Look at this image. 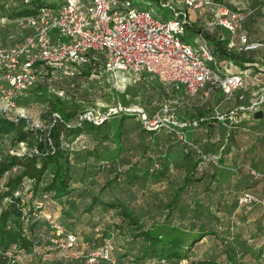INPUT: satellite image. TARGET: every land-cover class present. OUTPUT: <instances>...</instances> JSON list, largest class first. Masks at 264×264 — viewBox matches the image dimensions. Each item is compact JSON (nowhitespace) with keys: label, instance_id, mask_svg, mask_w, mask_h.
<instances>
[{"label":"trees","instance_id":"16d2710c","mask_svg":"<svg viewBox=\"0 0 264 264\" xmlns=\"http://www.w3.org/2000/svg\"><path fill=\"white\" fill-rule=\"evenodd\" d=\"M5 1L7 0H0V18L4 13L3 3ZM19 5L10 12L11 17L35 14L40 7L48 4L41 3L39 0H28L26 3L19 0ZM188 31L193 33L197 30L190 26ZM207 37L210 40L211 47H214L219 54L215 53L218 58L222 56L230 59L243 68L246 65H252L251 63L254 61L252 58H242L237 55L236 51H229L226 48L227 40L224 37L221 38L220 33L207 35ZM83 68L85 70L79 72L90 70L89 65ZM54 74H51V76ZM48 75H50V72L47 70L34 85L41 93L46 92V87L42 86L41 82ZM66 101V98L50 94L49 111L57 114L51 117L49 126L45 130L38 127L29 128L22 117L16 119H7L5 116L0 117V177L6 170L13 168H15L13 172L16 173L11 177H9L10 175L7 177L4 191L0 195L1 253L7 251L11 246H15L13 250L15 253L28 251L40 241L43 225L38 218L39 211H41L42 205L49 201L62 202L63 205L60 208L61 218L70 220V222L66 221L64 224L67 228L61 226V229L63 233L72 232L68 230L71 227V220L79 218L84 213L79 202L82 198L88 197L89 204L85 210L89 211V209L96 206V203H99V207H102L104 211L115 208V214L122 218L127 217V221L135 229V234L131 235L134 243L132 249L135 251L132 257L136 260L140 259V264L151 258L168 261L185 258L192 262L188 258V253L201 239L209 235L227 237L226 234H223L227 230L223 232L222 228L224 217L230 215L236 206H245L238 203V198L241 195L248 193L257 198L261 197L252 192L250 182L247 181H249V175L253 184L258 180H264V178H254L248 167L258 172H262L264 168H257V164L251 161L246 168L236 167L238 176L231 181L234 199L229 201L227 196L229 188L221 186L225 177L224 170L211 164L212 160L208 153L209 144L198 141L199 128L206 127L203 128L206 131L205 139L209 140L211 136L210 129L213 128L210 125L211 123L226 126L229 122L228 119L218 121L213 116L212 108L209 110L194 108L191 120H195L197 123L182 126L181 129L186 130L187 142H183L177 148L174 143L180 140L178 134L173 130L166 129L165 133L159 135V130L146 129L137 118L135 122H131L130 119L135 116L134 113L119 112V117L115 120L110 134L108 133L110 121L107 120L108 118L94 123L86 118L76 117L71 122L69 120L70 113L65 111ZM182 105L186 106V104ZM131 128L136 130L135 133L138 136V141L134 143L138 144L133 145V148L125 146L129 140L127 139V132ZM102 129H106L105 138L110 139L107 146H104L101 150L95 148L93 152L87 150L84 154L72 152V157L69 155V149L66 146V143L70 141L68 137H74L82 131L94 134L95 131L99 132ZM229 134L230 132H227V135ZM161 135L166 136V140L160 139L159 136ZM124 136L127 140L123 141ZM145 137L147 140L143 141ZM8 138L13 145L18 142H26L32 151L23 154H11L8 152L9 147L8 150L3 151L1 146ZM11 144L10 146H12ZM128 144H130V141H128ZM128 148L129 150H127ZM229 151L227 147L223 152L224 154L219 157L218 162L220 165L233 164L230 160L227 162L226 155ZM173 155H181L182 161L174 165L176 170H181L180 174L174 172L172 174L167 170L169 167L168 160ZM155 156L166 159L167 166L164 165V169L150 168ZM132 159H134L133 162H131ZM97 160L101 161L99 165L102 168L109 167V165H113L119 160L124 162L127 165L126 171L128 174L133 179L140 181L142 185L148 181L158 183L160 180L165 179L167 185L164 190V197L154 195L152 199L141 203L133 197L130 198L129 195L126 197L115 196L113 194V184H117L116 179L119 175H105L100 173V169V171L95 169L91 172ZM81 162H84L85 165H81ZM49 168L50 178L43 182V175ZM139 169H142L140 174H138ZM96 171L100 173L99 175L102 178L98 189L94 186L96 181L91 178ZM24 180L27 182L32 181L33 184L31 188L27 189V191H30V198L24 201L28 209L23 213V207L19 204L20 196H15L14 192L22 187ZM107 189L110 190L109 192L113 191L111 192L112 200L103 199L105 197L104 191ZM37 192L39 196L36 201L33 197ZM76 197L79 199L78 202H76ZM6 198H9V201L2 206L1 201ZM43 224H46V222ZM55 235L56 230L47 236L49 245L52 244L50 239ZM239 238H233V240L222 238L221 252L225 253L227 261L233 264L235 261L234 256H237L238 258L234 264H264L259 247L258 249L255 247V242L249 243L244 236L241 239ZM105 239L108 238H103L99 243H102ZM250 245H252V249L249 247ZM221 252L213 251L209 254L210 257H205L197 263L215 264L214 260ZM246 255L249 259L244 260ZM74 259H80L86 263L82 257ZM103 262L105 261L97 264ZM11 264L16 263L13 261ZM53 264L71 263L67 260H56Z\"/></svg>","mask_w":264,"mask_h":264},{"label":"rangeland","instance_id":"374dc122","mask_svg":"<svg viewBox=\"0 0 264 264\" xmlns=\"http://www.w3.org/2000/svg\"><path fill=\"white\" fill-rule=\"evenodd\" d=\"M61 1L62 0H39V2L46 3L50 6L58 5ZM169 1L182 8L180 0ZM214 1L217 2L218 0ZM218 2L232 9L240 10L245 14L244 20L240 23L239 28L234 34H229L224 30L226 40L228 41L231 39L234 43L238 44V34L243 33L246 35L249 42L257 44L256 47L250 51H238L236 47L227 48L232 52L235 50L237 55L242 58L249 57L254 60L252 65L245 66V68L248 69L245 71L246 75L243 78L242 85L229 96H225L220 91L216 90L215 93L212 92L213 94L211 93L209 97L203 101V92L199 91L194 96L189 97L184 103H180L178 99H176V101L173 100V97L175 98L178 96L174 94V96H171L170 94L173 92L165 90L153 76L143 74L145 77L141 76V78L137 79L126 70H121L118 73H110L103 70L96 73L87 70V72L84 71L81 73L79 71L85 70L81 67L74 76L56 73L53 76L48 75L45 80L41 82L42 86L46 87L45 93H41L33 86L22 94L16 95L15 107L4 114L0 112V117L5 116L7 119L22 117L29 128L38 127L45 130L49 126L51 117L57 114L50 113L49 111L50 94H56L60 98L67 99L65 111L70 113L69 120L71 122L74 121L76 117L80 118L79 115L85 111H90L94 115H101L103 113L105 114L108 110L124 105L143 107L144 110L150 114L154 110H157L162 103L170 100L173 101L172 104L176 107L177 121L180 123L187 122V126H189V123L192 122L191 118L194 113V108L196 107L209 110L213 108V106H218L221 109L231 108L236 105L249 106L251 102L256 101L261 93L264 92V0H219ZM132 3L137 7L150 9L149 11L154 12L160 18H171L173 16L171 10L167 7H160L158 2L154 0H132ZM3 4L4 13L0 18V46H8L19 42L28 28L20 21V17H11L9 15L16 6H20L19 0H7ZM186 11L193 22L194 29L199 30L203 21L209 16L211 9L210 7H206L202 10ZM180 37L189 43H196V39L188 32H185ZM211 51L218 62L220 57L218 58L216 56V49L212 47ZM220 59L222 60L221 68L223 71H229L230 68L235 69L237 63L230 59L223 58L222 56ZM210 65H212V62H210ZM57 85L60 86L58 87ZM182 104H186V106ZM253 109L251 112L244 113L245 116L240 112L238 116L241 117L238 118L237 121L228 122L226 126H219L216 123L210 124L207 122L213 126V128L210 129L211 136L209 140L205 139L206 131H204L203 128L206 127H198V132H200L197 133L198 141H200V143H208V153L210 156L215 155L217 158V161L214 160L215 162L211 159V164L224 170L225 177L221 186L229 188L227 191L229 201H233L234 199L232 196L233 187L231 189V172L236 173V167L246 168L249 162L253 161L257 162L258 166L264 168V102L256 105ZM119 114V112L112 114L107 119L110 120L108 126L109 134ZM189 114L190 116H188ZM136 118L137 116L135 115L130 119L131 122H135L137 120ZM207 129H209V127H207ZM156 130H159L158 134L160 135L165 133L166 129L160 127ZM183 130L186 133V130ZM105 132L106 129H102L99 132L95 131L94 134L82 131L74 137H68L70 141L66 143V146L69 149V155L72 157V152L84 154L87 150L93 152L95 148L101 150L104 146L108 145L110 140L109 138H105ZM135 132L136 130L132 128L127 132V139H129L128 141H130V144H128L127 141L125 144L126 147L130 146L133 148V145L138 144H134L138 141V136ZM227 132H230V134L227 135ZM159 138L166 140L167 137L161 135ZM127 139L125 136L123 137V141ZM145 140H147L146 137L143 141ZM11 142L12 141L8 138L1 146V149L6 151L9 147L13 152H17L18 154L32 151L26 142L22 144L18 142L15 145L11 144ZM9 143L12 146H10ZM182 143V140H178L174 144L178 148ZM227 147L230 150L226 155L227 162L230 160L234 165L230 163L220 165L218 162L219 157L224 154L223 152ZM127 150H129V148ZM133 160L134 159H132L131 162H133ZM165 160L166 159H163V157L155 156L151 164L152 167L150 168L161 170L164 165L167 166ZM181 161V155H173L170 157L168 160V172L180 174L181 170H176L174 165ZM95 162V166L94 168L92 167L91 172L98 169V171L101 170L100 173L105 175H119L116 179L117 184H113V194H115V196L126 197L129 195L130 198L133 197L141 203H145L146 200L152 199L154 195L164 197V190L167 185L165 179L160 180L158 183L148 181L142 185L140 181L133 179V177L128 174L126 171L127 165L120 160L113 165H109V167L103 168L99 165L101 162L100 160ZM81 165H85V163L81 162ZM141 172L142 169H139L138 174ZM100 173L96 171V173L94 172L91 176V178H94L96 181L94 186L97 189L99 183L102 181L99 175ZM15 174V172H12L9 177ZM50 174L49 168L45 171L42 181L48 180ZM247 182H250L251 190H255L256 184H253V181ZM32 184V181L27 182L24 180L22 187L18 188V193L15 195L17 197L20 196L21 200L19 204L23 207V213L28 209L24 201L30 198V191H27V189L31 188ZM260 189H263V187L261 186ZM3 191L4 187H1L0 180V195H2L1 193ZM109 191V189L104 191V200L113 199L111 196V192L113 191ZM38 196L39 194L37 192L34 194L33 199L37 201ZM78 201L79 199L76 197V202ZM7 203L8 201L6 199H2V206ZM88 204L89 198H82L79 205L83 208L84 213L79 218L73 219V221L71 220V227L68 229L76 235L77 243L75 249L85 253L93 246L98 245L97 243L103 238H108L114 246L113 256L116 260L115 264H140V259L136 260L132 257L135 251L132 249L134 243L131 239V235L135 234V229L132 227V224L127 221V217L122 218L115 214V208L104 211L102 207H99V203H96L95 207L87 211L85 208L88 207ZM62 205V202L59 201H49L42 205L38 217L43 225L41 227L42 236H40V241L28 251H18L15 253L13 251L15 246H11L7 251L0 252V264H11L13 261L16 264H53L56 260H67L71 264H86L80 259H74L73 256L67 253L61 256L58 252V248L55 246L56 244H48L47 236L52 234L57 228H62L61 226L67 228L64 223L66 221L70 222V220L61 218L60 208ZM221 216L224 217L223 215ZM45 222L46 224H43ZM222 228L223 232L227 230L226 233H223L226 234L227 237L221 235L206 236L197 244L195 250L198 253L219 252L221 250L222 238L233 240V238L240 237L239 239H241L244 236L248 239L249 243L255 242L256 245L259 244V251L261 252L262 261H264V205L253 203L250 207L241 205L236 206L230 215L224 217ZM218 236L220 237L218 238ZM147 260L149 264H169L176 261L161 260L159 258ZM216 261L219 262V256L216 258ZM101 264L109 263L103 262Z\"/></svg>","mask_w":264,"mask_h":264},{"label":"built area","instance_id":"2783aa9c","mask_svg":"<svg viewBox=\"0 0 264 264\" xmlns=\"http://www.w3.org/2000/svg\"><path fill=\"white\" fill-rule=\"evenodd\" d=\"M157 2L160 7L171 10L173 16L160 18L148 8L135 6L132 0H62L58 5H44L35 14L20 17L28 28L27 32L19 42L0 46V112L4 114L14 108L16 95L33 87L45 71L48 70L50 75L70 76L86 65L96 73L126 70L137 79L145 77L143 74L153 76L165 90L173 92L171 96L178 94L173 100L178 99L180 103L199 91L203 92L205 101L213 91L229 96L238 89L246 75L245 70L223 71L212 54L207 35L217 33L219 28L234 34L245 17L244 12L213 0H180L182 8L169 0ZM206 7L211 9L209 16L199 30L190 33L188 27L193 26V22L186 10ZM185 32L193 35L195 44L181 39ZM256 45L241 33L238 34V44L229 39L226 48L236 47L243 51ZM172 102L167 100L150 114L143 107L124 105L101 115L85 111L79 117L98 123L117 112L134 113L146 129L164 127L187 142L181 129L187 122L177 121L176 107ZM262 102L264 92L249 106L236 105L228 109L213 106V116L218 121H237L241 117L238 116L240 112H250ZM196 123L193 120L189 124ZM9 152L18 154L12 149ZM210 157L217 161L215 155ZM248 168L254 178H264V170L258 172ZM14 170H6L2 174L1 187L5 188L7 177ZM17 193L15 191L14 195ZM238 203L247 207L253 203L264 205V190L260 198L244 193L238 198ZM50 240L56 244L61 256L67 253L74 258L82 257L88 264L116 262L114 246L109 239L85 253L75 249L77 239L73 232L63 233L61 228H57L56 235ZM141 264H149V261ZM169 264L192 262L180 258Z\"/></svg>","mask_w":264,"mask_h":264},{"label":"crops","instance_id":"0c3cea01","mask_svg":"<svg viewBox=\"0 0 264 264\" xmlns=\"http://www.w3.org/2000/svg\"><path fill=\"white\" fill-rule=\"evenodd\" d=\"M220 30H217L218 32L217 33H220V35H221V38H226V36H224V29H222V28H219ZM226 31V30H225ZM216 33V34H217ZM211 46V45H210ZM211 49H212V47H211ZM250 50H252V49H250ZM250 50H244V51H250ZM233 51H235V50H233ZM221 59L219 58V60H218V62H219V64L221 65ZM252 64V63H251ZM222 67V66H221ZM239 69H242V70H245V71H247V69L246 68H243V67H241V65L240 64H237L236 66H235V69H233V68H230V70L229 71H237V70H239ZM213 93H215V91H213ZM212 93V94H213ZM178 95V94H177ZM180 95V94H179ZM203 103V102H202ZM228 109V108H227ZM254 110V109H253ZM252 111V110H251ZM250 111V112H251ZM252 163H254V164H257V162H253L252 161ZM261 165V164H260ZM257 168H262L261 166H258V164H257ZM231 181H233L235 178H237V176H238V174H237V172L235 173V172H231ZM249 181H251L252 179H251V176L249 175ZM256 186H255V190H252V192H254L255 194H257V195H259V196H262V193H263V190H264V180H258V181H256ZM263 187V189H260V187ZM251 188V187H250ZM202 241V239L198 242V243H200ZM197 243V244H198ZM261 243H262V241H261ZM197 244L192 248V251L191 252H189L188 253V258L192 261V264H198L197 262L199 261V260H202V259H205V257H210L209 256V254H211L212 252H206V253H198L196 250H195V248H196V246H197ZM199 246V245H198ZM249 247H251V249H252V245H250ZM255 247H256V249H258V247H259V244H257V245H255ZM220 252H221V250H220ZM234 258H235V261L233 262V264L236 262V259L238 258L237 256H234ZM207 259V258H206ZM247 259H249L248 258V255H246L245 257H244V260H247ZM194 262V263H193ZM214 262H215V264H232L231 262H229V261H227V257L225 256V253L224 252H221V254L219 255V262H217L216 261V259L214 260Z\"/></svg>","mask_w":264,"mask_h":264}]
</instances>
